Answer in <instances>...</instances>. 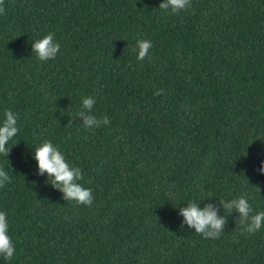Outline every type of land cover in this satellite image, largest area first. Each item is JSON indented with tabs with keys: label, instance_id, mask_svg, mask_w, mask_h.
Here are the masks:
<instances>
[{
	"label": "trees",
	"instance_id": "1",
	"mask_svg": "<svg viewBox=\"0 0 264 264\" xmlns=\"http://www.w3.org/2000/svg\"><path fill=\"white\" fill-rule=\"evenodd\" d=\"M161 2L4 0L0 125L11 110L19 132L0 154L16 249L0 264H264V226L247 235L221 209L211 239L179 215L239 197L264 211V0H192L178 14ZM50 33L60 52L42 62L32 44ZM139 39L153 44L143 61ZM89 96L108 125L76 117ZM45 141L82 170L90 207L37 174Z\"/></svg>",
	"mask_w": 264,
	"mask_h": 264
},
{
	"label": "clouds",
	"instance_id": "2",
	"mask_svg": "<svg viewBox=\"0 0 264 264\" xmlns=\"http://www.w3.org/2000/svg\"><path fill=\"white\" fill-rule=\"evenodd\" d=\"M4 0H0V14L4 12L2 5ZM192 0H162L159 4L160 10L170 11L178 14L181 11L190 9ZM61 45L55 41L53 34L45 35L42 39L36 40L32 44V53L34 52L39 61L46 62L53 60L60 52ZM153 47L150 40L139 39L137 41L136 51L137 60L143 61L148 57L149 50ZM163 94V90H157L154 95ZM96 101L95 98L89 96L83 98L80 110L77 111L76 117L82 121V125L86 130L99 128L101 125H108L109 118H97L91 114ZM5 119L0 125V154L7 157L10 150L6 145L19 132L18 116L11 110H5ZM72 120H68L66 126H71ZM34 154V159L38 166V175H47V183L54 189L60 191L64 201L74 202L77 205L90 207L93 203L91 189L83 187L79 181L83 179L82 170L79 167L70 166L66 162L65 156L58 147L54 146L51 141H45L40 144ZM259 172L264 174V164L261 165ZM9 175L0 168V188L10 183ZM260 193V189L256 187ZM214 198L209 195V199ZM223 209V213L228 215L237 214L235 223H239L242 232L247 235L257 233L264 226V211L253 214V209L248 200L244 197L234 198L230 201L218 199V204L206 203L203 208L198 206L195 201L189 202L186 207H180L179 215L183 217V224H186L194 232L202 235L204 238L218 239L223 233L227 224L226 217L228 215L218 214ZM15 246L9 235V223L7 213L0 211V257L10 261L15 255Z\"/></svg>",
	"mask_w": 264,
	"mask_h": 264
}]
</instances>
